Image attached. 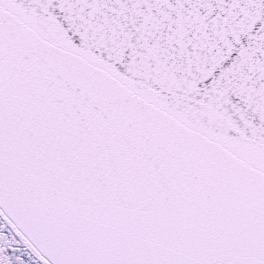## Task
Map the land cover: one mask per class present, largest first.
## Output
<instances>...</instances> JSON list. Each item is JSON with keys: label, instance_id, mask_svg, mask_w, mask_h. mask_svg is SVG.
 Masks as SVG:
<instances>
[{"label": "snow or ice", "instance_id": "obj_1", "mask_svg": "<svg viewBox=\"0 0 264 264\" xmlns=\"http://www.w3.org/2000/svg\"><path fill=\"white\" fill-rule=\"evenodd\" d=\"M0 264H264V0H0Z\"/></svg>", "mask_w": 264, "mask_h": 264}]
</instances>
